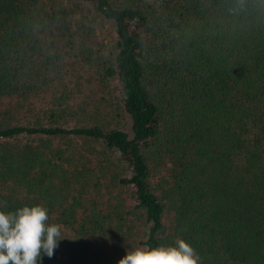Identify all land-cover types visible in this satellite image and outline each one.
<instances>
[{"label": "trees", "instance_id": "trees-1", "mask_svg": "<svg viewBox=\"0 0 264 264\" xmlns=\"http://www.w3.org/2000/svg\"><path fill=\"white\" fill-rule=\"evenodd\" d=\"M37 204L64 238L38 264L178 237L198 264H264V0H0V211Z\"/></svg>", "mask_w": 264, "mask_h": 264}, {"label": "clouds", "instance_id": "clouds-1", "mask_svg": "<svg viewBox=\"0 0 264 264\" xmlns=\"http://www.w3.org/2000/svg\"><path fill=\"white\" fill-rule=\"evenodd\" d=\"M61 239V225L49 223L48 209L42 205L0 211V264H38L42 254L54 255ZM199 259L195 249L178 237L175 246L127 249L118 264H198Z\"/></svg>", "mask_w": 264, "mask_h": 264}, {"label": "rangeland", "instance_id": "rangeland-1", "mask_svg": "<svg viewBox=\"0 0 264 264\" xmlns=\"http://www.w3.org/2000/svg\"><path fill=\"white\" fill-rule=\"evenodd\" d=\"M94 30L102 35L103 42L107 43V48L104 51V54H106L109 45L108 42H111L112 40V28L107 25L106 22L102 21L98 24H95L94 20ZM95 57V56H94ZM111 87V88H110ZM84 88V92L89 96V102L91 104H94V106H97L100 111H103L104 114H100L101 118L107 121L113 125H116L117 127H120L121 129L129 132V120L128 116L121 110V92L119 90L116 91L114 89V86L112 87V84L106 88L98 87L94 84V87ZM68 124H72L69 122ZM57 141H54L56 143ZM94 148L96 150H99V147L97 145H94ZM110 161H113L111 158H109ZM108 162V161H107ZM104 167L111 169V164H103ZM119 170H121L123 173L127 174V170H125L123 167L119 166ZM111 187V194L108 192V188L105 187L103 191L100 192V196L97 198V202L102 203L103 201H107L109 198H113L114 194L120 193L121 195H128V191L125 188H121L117 183H114V185ZM135 248H132L133 250Z\"/></svg>", "mask_w": 264, "mask_h": 264}]
</instances>
